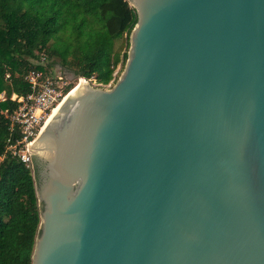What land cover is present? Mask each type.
<instances>
[{
  "label": "water",
  "instance_id": "obj_1",
  "mask_svg": "<svg viewBox=\"0 0 264 264\" xmlns=\"http://www.w3.org/2000/svg\"><path fill=\"white\" fill-rule=\"evenodd\" d=\"M125 1L119 76L27 146L30 264H264V0Z\"/></svg>",
  "mask_w": 264,
  "mask_h": 264
},
{
  "label": "trees",
  "instance_id": "obj_2",
  "mask_svg": "<svg viewBox=\"0 0 264 264\" xmlns=\"http://www.w3.org/2000/svg\"><path fill=\"white\" fill-rule=\"evenodd\" d=\"M135 22L125 0H0V264H30L39 224L32 169L5 152L16 138L10 96L29 93V71L51 76L52 60L74 77L112 84Z\"/></svg>",
  "mask_w": 264,
  "mask_h": 264
},
{
  "label": "built area",
  "instance_id": "obj_3",
  "mask_svg": "<svg viewBox=\"0 0 264 264\" xmlns=\"http://www.w3.org/2000/svg\"><path fill=\"white\" fill-rule=\"evenodd\" d=\"M23 80L29 87V93L9 98L16 103L15 110L7 115L9 130L16 134V138L13 142L10 139L6 141L5 152L17 158L26 168H31L27 146L31 145L53 109L66 95L63 93L67 83L60 76H45L40 71H29Z\"/></svg>",
  "mask_w": 264,
  "mask_h": 264
},
{
  "label": "rangeland",
  "instance_id": "obj_4",
  "mask_svg": "<svg viewBox=\"0 0 264 264\" xmlns=\"http://www.w3.org/2000/svg\"><path fill=\"white\" fill-rule=\"evenodd\" d=\"M52 61H51L52 68L49 70V72L51 73V76H54V77L60 76V77H62L64 79L65 83H67V86L65 87V89L69 88V90L67 89L68 90L67 93L69 91H71L72 88H74L75 86H78L79 85V83H80L78 81L79 78L74 77L69 72H66L64 70H61V68L59 67V65L57 64V62L55 60H52ZM43 66H45V64H43ZM120 72H121V68L118 66L117 69H116V71H115V74H116L115 78H117L119 76ZM89 84L92 87H96V88L97 87H100L102 89H108L109 88L108 85H110V84H108L106 86H100V85H96L93 81H91ZM65 89H64L63 95L67 94V93H65ZM1 98H3L2 94L0 95V99Z\"/></svg>",
  "mask_w": 264,
  "mask_h": 264
},
{
  "label": "bare ground",
  "instance_id": "obj_5",
  "mask_svg": "<svg viewBox=\"0 0 264 264\" xmlns=\"http://www.w3.org/2000/svg\"><path fill=\"white\" fill-rule=\"evenodd\" d=\"M79 83V82H78ZM80 84V83H79ZM77 87V86H76ZM72 92V90L71 91H69V93H71ZM61 103V102H60ZM60 103L53 109V111H52V113H51V115L48 117V119H47V121L45 122V123H47L48 122V120H49V118L52 116V114L56 111V109L60 106Z\"/></svg>",
  "mask_w": 264,
  "mask_h": 264
}]
</instances>
